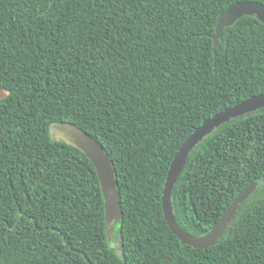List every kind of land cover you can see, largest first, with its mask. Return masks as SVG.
<instances>
[{
  "label": "trees",
  "instance_id": "trees-1",
  "mask_svg": "<svg viewBox=\"0 0 264 264\" xmlns=\"http://www.w3.org/2000/svg\"><path fill=\"white\" fill-rule=\"evenodd\" d=\"M264 0H0V264H264V185L217 243L182 244L163 216L170 163L223 109L264 94V24L220 13ZM89 134L115 172L121 216L108 236L90 160L51 129ZM264 177V108L189 152L171 193L202 236ZM116 239V245H114Z\"/></svg>",
  "mask_w": 264,
  "mask_h": 264
},
{
  "label": "water",
  "instance_id": "water-1",
  "mask_svg": "<svg viewBox=\"0 0 264 264\" xmlns=\"http://www.w3.org/2000/svg\"><path fill=\"white\" fill-rule=\"evenodd\" d=\"M244 16H253L264 24V5L257 1H242L233 4L219 14L215 30L211 36L212 52L215 57V49L223 30L232 26L237 20ZM5 96L0 88V99ZM264 108V94L256 95L233 104L211 118L205 120L199 127L187 136L178 151L174 155L162 189L161 206L164 219L170 231L179 239L182 244L189 245L196 249H207L217 243L226 232L228 225L233 221L235 212L239 205L256 188L264 185V177H261L248 184L226 207L218 221L213 227L202 236H193L184 231L177 223L172 211L171 193L172 189L183 170L186 158L193 147L211 131L228 122L230 119ZM52 131L59 137L64 138L73 146L85 154L92 163L97 174L101 193L103 196L105 224L108 227L118 222L121 216L120 201L117 191L115 172L108 155L103 148L89 134L78 127L61 124L51 127ZM113 232V227L107 229L108 236Z\"/></svg>",
  "mask_w": 264,
  "mask_h": 264
},
{
  "label": "rangeland",
  "instance_id": "rangeland-1",
  "mask_svg": "<svg viewBox=\"0 0 264 264\" xmlns=\"http://www.w3.org/2000/svg\"><path fill=\"white\" fill-rule=\"evenodd\" d=\"M114 241H115L114 245H116V239H114Z\"/></svg>",
  "mask_w": 264,
  "mask_h": 264
}]
</instances>
